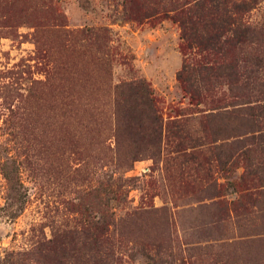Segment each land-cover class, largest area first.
<instances>
[{
    "label": "rangeland",
    "instance_id": "obj_1",
    "mask_svg": "<svg viewBox=\"0 0 264 264\" xmlns=\"http://www.w3.org/2000/svg\"><path fill=\"white\" fill-rule=\"evenodd\" d=\"M132 1L0 0V264H264V123L234 133L231 79L192 102L178 75L201 56L174 12L143 17L174 0ZM251 17L264 27V0ZM138 80L158 100L160 149L119 111Z\"/></svg>",
    "mask_w": 264,
    "mask_h": 264
},
{
    "label": "trees",
    "instance_id": "obj_2",
    "mask_svg": "<svg viewBox=\"0 0 264 264\" xmlns=\"http://www.w3.org/2000/svg\"><path fill=\"white\" fill-rule=\"evenodd\" d=\"M262 1L174 0L171 8H158L162 2L156 1L152 10L143 14L144 18L150 19L156 15L169 17L170 12H174L172 18L182 29L186 53L193 50L201 56L199 61L187 62L178 75L192 102L201 104L207 99L214 100L210 93L220 78L231 79L236 85L235 101L226 106L223 114L237 120L239 126L234 133L239 136L257 131L264 123V103L253 104L258 100L257 95L264 101V79L256 75L263 67L264 58L252 56L250 51L256 38H262L264 33V27L260 28L251 17ZM122 86L127 92L121 91L119 100L122 99L120 106L125 109L119 111L123 113L126 129L139 140L153 143L160 149L164 141V124L157 98L143 80L126 82ZM129 99L133 101L131 104ZM174 128L177 130L171 134L177 137L175 145L181 148L189 139L188 134L179 124ZM138 155V152L126 153L125 166L131 167ZM248 196H252V192L244 191L240 198Z\"/></svg>",
    "mask_w": 264,
    "mask_h": 264
}]
</instances>
